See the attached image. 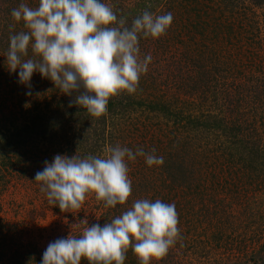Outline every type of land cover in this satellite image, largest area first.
Instances as JSON below:
<instances>
[{"label": "trees", "instance_id": "16d2710c", "mask_svg": "<svg viewBox=\"0 0 264 264\" xmlns=\"http://www.w3.org/2000/svg\"><path fill=\"white\" fill-rule=\"evenodd\" d=\"M190 1L103 0L112 7L118 18H125L127 26H131L132 20L145 10L153 14L170 11L173 20L166 33L159 38L140 36L139 56L143 59L145 55L150 54L152 60L148 71L140 76L136 92H119L110 97L106 113L93 117L74 103L69 107V102L75 99V94H62L51 81L41 78L39 73H33L30 88L18 82L16 72L9 70L6 59L9 36L27 29L22 21L17 22L12 18L11 11L20 3L35 8L38 6V0H0V193L6 187L11 174L41 171L42 162L57 154L68 157L76 155L79 158L88 155L103 157L106 148L116 145L128 147L134 152L138 148L145 152L154 150L156 156L163 157L162 165L152 167L145 164L143 157H137L140 170L137 176L129 175L132 191L126 201L128 203L136 194L133 192L136 191V186H140V191L145 190L140 199H160L166 203L171 202V192L172 197L180 192L182 197H191V201L183 198V203L191 202L189 211L192 212L199 205L194 211L196 217L197 211L212 210L209 208L211 204L214 209L220 207L219 203H223L228 197L224 190L231 193L232 201L236 199V203H245L244 200L248 199V186H264V146L253 139L258 134L257 128L252 124L255 119L248 121L246 116L243 119L249 123L242 127L244 122L237 120L231 109L228 113H213L203 109L207 96L201 87L204 75L202 71L197 80L191 81V88L193 91L197 89L195 92H198V95L188 92L190 83L184 77L191 55L188 39L185 38L188 36L186 27L189 25V19L181 8L186 10ZM192 1L198 4L196 15L201 18V0ZM207 1L226 8L229 13L222 24L229 28L235 22L233 13L246 9L245 2L256 6L264 4V0ZM179 9L182 10L181 13ZM224 15L225 13L212 14L210 18L215 26H219L221 23L218 20ZM198 24L201 23L197 19ZM213 37H217V33H214ZM212 38L209 39L210 46L205 45V48L214 61V64L209 66V71L214 72V81L210 87L213 88L211 96L217 106V89L220 86L216 77L219 72L217 66L225 65V70L236 72V55L233 61H228L229 48L221 55L220 51L214 48V42L217 40L213 42ZM225 40L226 43L231 42V39ZM174 42L181 43V46L174 47ZM218 43L221 49L220 42L217 41ZM178 53L180 58L178 56L172 67L167 64L168 68L163 69L165 58H174ZM29 58L39 59L32 52L31 46L22 60ZM160 68L174 76L169 80L164 75L162 79ZM222 69L224 70V67ZM27 91H31L32 95H25ZM190 106H195V111L189 109ZM158 119H163V123H158ZM139 122L140 129L137 126ZM261 124L264 128V124ZM135 172L132 170V173ZM208 175L214 178V184L220 188H208ZM222 178L225 182L223 185ZM225 184L230 187L226 188ZM161 187L166 190L164 193ZM150 188L151 194L148 191ZM174 204L176 206L177 201ZM123 206L118 204L115 207H105L101 201L95 223L102 226L110 222L112 212H122L126 209ZM222 207L216 210L215 217L218 220L220 216H224L229 222L222 225L223 231L219 229L218 239L215 240L217 246L221 245L220 240L229 236L230 230H234L237 224L234 220L241 216L238 211L235 215L231 207ZM242 214L248 217L252 215L247 209L242 211ZM180 215H185V212ZM210 216L212 219L213 216ZM241 221L240 219L239 224ZM18 236L19 231L15 224L0 219V264H26L34 261L40 263L41 255L20 245L22 243L18 241ZM128 261L131 259L126 255L124 264H128ZM81 263L87 264V261L82 259ZM230 264L235 263L230 261Z\"/></svg>", "mask_w": 264, "mask_h": 264}, {"label": "clouds", "instance_id": "9594fccd", "mask_svg": "<svg viewBox=\"0 0 264 264\" xmlns=\"http://www.w3.org/2000/svg\"><path fill=\"white\" fill-rule=\"evenodd\" d=\"M12 18L27 31L9 36L6 54L9 70L18 82L30 88L34 72L53 83L69 102L93 117L107 111L110 97L119 92L135 93L140 76L148 71L150 54L139 56V38L163 36L171 26L172 13L148 10L126 25L103 0H38V6L20 3ZM29 46L39 59H26ZM25 95H32L27 91ZM143 157L147 166L163 164L154 150L135 152L116 145L103 157L55 155L34 175L40 191L60 210H78L87 194H94L105 207L124 205L132 187L128 162ZM86 225L79 237L68 235L50 242L40 264H124L129 248L139 264H150L167 255L180 239L174 203L160 199H136L131 207L102 226Z\"/></svg>", "mask_w": 264, "mask_h": 264}, {"label": "rangeland", "instance_id": "374dc122", "mask_svg": "<svg viewBox=\"0 0 264 264\" xmlns=\"http://www.w3.org/2000/svg\"><path fill=\"white\" fill-rule=\"evenodd\" d=\"M201 3L203 5L201 18L196 15L198 4L194 1H190L186 10L181 8L189 19V25L186 27L188 36L185 38L188 39L187 43L190 45L191 55L190 61L188 59L189 62L187 63L186 77H184L190 83L188 92L198 95V92H195L197 89L193 91L191 88V81L200 77L202 71L204 75L202 76L201 87L207 96L202 108L213 113L218 111L228 113L231 109L235 113L233 116L240 122H244L241 124L242 127L245 123H249L248 121L255 119L252 124L257 128L258 134L253 139H256L259 145L264 146V128L261 124H264V4L256 6L245 2L246 9L233 13L235 22L229 28L222 24L229 13L226 8H221L212 1L201 0ZM218 13H225V15L218 20L221 24L215 26L210 17L212 14L218 15ZM197 19L201 24L197 25ZM214 33H217V37L212 38ZM211 38L213 42L214 40L220 42L222 50L219 49L220 46L217 41L214 42L216 44L214 48H217L221 55L225 49L229 48L228 61H233L236 55L234 66L236 72L225 70V65L217 66L219 72L216 77L220 81V86L217 89V106L211 96L213 88L210 87L214 81V72L209 71V66H212L214 61L210 58V52L208 53L205 48V45L210 46L209 39ZM226 38L231 39V42L226 43ZM177 46L180 47L181 43L174 42V47ZM178 56L179 53L174 58H165L167 62H163V69L168 68L167 64L171 68ZM160 70L163 73L160 74L162 79H164V75L169 80L171 76H174L165 73L161 68ZM173 71H175L174 64ZM175 75L178 76V74ZM189 109L195 111L196 107L190 106ZM246 116L248 121L243 119ZM138 120L140 121V118ZM162 120L158 119V123L162 124ZM137 126L139 129L141 128L140 122ZM51 160V158L46 159L49 163ZM137 161L128 162L129 175H138L140 167ZM41 165L43 169L44 162ZM132 170L136 172L132 173ZM35 173L31 171L26 174L14 172L10 175L6 187L0 193V219L15 224L19 231L18 241L22 243L20 245L26 246L30 251H35L42 257V253L50 242L58 238H65L68 235L79 237L86 227L82 220H87L88 226L95 223L99 215L101 200H97L94 194H87L80 209H70L67 212L60 210L57 205L50 204L46 194L40 191V182L34 181ZM223 178L222 185L225 183ZM207 180L208 188H220L214 184L215 180L212 176L208 175ZM225 185L226 188L230 187L228 184ZM139 189L140 186L135 187L136 191L133 192L136 194L129 203L124 204L123 207L126 209L123 211L130 208L132 202L140 199V195L145 192V190L140 191ZM153 189L155 190V185ZM151 190L152 188L148 189L149 194L152 193ZM161 191L164 193L166 190L161 187ZM224 192L228 197L226 201L221 203L222 205L219 203L220 207L214 209L213 204H211L209 208L212 210L197 211L196 217L194 211L199 205L191 212L188 210L191 202L183 203L185 197L190 201L191 197L189 195L182 197L180 192L172 197L173 193L171 192L170 203L177 201L175 210L178 215L177 227L180 230V239L169 249L166 256L158 261L152 260L150 264H230V261L235 264L264 263V186H248L246 192L248 199L247 201L244 200L245 203L240 201L236 203V199L232 201L231 193L229 194V191L225 190ZM223 205L231 207L235 215L237 211L241 212V218L234 220L237 223L234 230L232 232L230 230L229 236L220 240L222 243L217 246L215 240L218 239L217 234L220 233L218 231L219 229L223 231L222 225L229 222L224 216H220L221 221L215 217L216 210H219ZM246 209L248 213L252 214L250 217L242 214V211ZM122 212L115 213L113 211L112 219ZM182 212H185V215L181 216ZM210 215L213 216L212 219ZM240 219L242 221L239 224ZM126 255H129L131 259L128 264H139L131 248ZM26 264L40 263L34 261L26 262ZM80 264L82 263L80 262Z\"/></svg>", "mask_w": 264, "mask_h": 264}]
</instances>
